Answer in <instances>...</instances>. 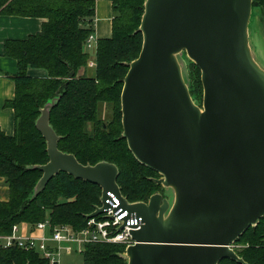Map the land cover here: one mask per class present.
<instances>
[{"label": "water", "instance_id": "obj_1", "mask_svg": "<svg viewBox=\"0 0 264 264\" xmlns=\"http://www.w3.org/2000/svg\"><path fill=\"white\" fill-rule=\"evenodd\" d=\"M254 0H146L139 32L143 47L127 64L121 95L122 137L153 181L172 191L123 204L143 218L126 248L127 264H246L234 245L264 218V67L250 40ZM184 56L201 71L202 106L185 77ZM58 99L46 104L36 127L49 162L33 199L60 173L122 197L119 168L81 164L59 149L50 124Z\"/></svg>", "mask_w": 264, "mask_h": 264}, {"label": "trees", "instance_id": "obj_2", "mask_svg": "<svg viewBox=\"0 0 264 264\" xmlns=\"http://www.w3.org/2000/svg\"><path fill=\"white\" fill-rule=\"evenodd\" d=\"M111 1L112 37L99 40L95 67L91 68L93 58L85 45L95 33L96 0H0V13L47 19L40 33L5 45L6 55L18 63V72L14 76L15 98L6 103L15 112V134L7 136L0 129V176L10 190L9 201L0 204V236L11 235L15 225L35 226L46 220L54 226L80 230L86 226V217L101 204L98 185L66 173L58 174L32 198L43 176L33 167L49 162L47 143L36 122L54 99L59 98L50 124L61 137V151L75 155L83 165L115 164L122 193L133 203L147 202L161 191L153 181L158 174L140 164L122 138L121 95L127 64L139 57L143 47L139 28L146 0ZM253 7L260 10L264 21V0H254ZM192 64L191 94L202 100L201 71ZM31 68L46 70L48 77H30ZM105 105L110 110L108 121L102 118ZM236 246L246 264H264V218L241 236ZM125 250L122 245L91 244L81 255L84 264H127L121 256ZM0 264L48 261L35 251L16 246L0 249ZM220 264L239 263L224 259Z\"/></svg>", "mask_w": 264, "mask_h": 264}, {"label": "built area", "instance_id": "obj_3", "mask_svg": "<svg viewBox=\"0 0 264 264\" xmlns=\"http://www.w3.org/2000/svg\"><path fill=\"white\" fill-rule=\"evenodd\" d=\"M97 49L98 41L93 34L85 45L86 52H90L93 58L89 63L91 68L95 67L94 59ZM108 196L110 197L107 200L109 207L95 217H86V226L80 230L69 225L54 226L50 220L35 226L22 223L13 227L11 235L0 236V249L17 246L28 252L39 253L48 261V264H62L63 255L82 254L87 245H122L128 248L137 244L132 233L142 228L143 218L123 204V199L128 200L123 193L122 197L115 196L113 193H108ZM128 204L134 203L128 200ZM102 207L101 203L96 209ZM23 226H30L33 231L41 232L42 235L23 234L21 233Z\"/></svg>", "mask_w": 264, "mask_h": 264}, {"label": "crops", "instance_id": "obj_4", "mask_svg": "<svg viewBox=\"0 0 264 264\" xmlns=\"http://www.w3.org/2000/svg\"><path fill=\"white\" fill-rule=\"evenodd\" d=\"M113 19L112 1L96 0L94 35L98 42L112 37ZM45 22L47 19L8 16L0 13V129L7 136H14L15 134V112L12 108L7 107L6 103L15 98L14 76L18 72V63L14 58L6 55L5 45L8 41H25L40 33ZM28 75L33 78L45 79L48 77V72L44 69L31 68L28 70ZM9 198V187L5 179L0 176V204L8 202ZM21 233L42 235L41 232L33 231L30 226L21 227Z\"/></svg>", "mask_w": 264, "mask_h": 264}, {"label": "rangeland", "instance_id": "obj_5", "mask_svg": "<svg viewBox=\"0 0 264 264\" xmlns=\"http://www.w3.org/2000/svg\"><path fill=\"white\" fill-rule=\"evenodd\" d=\"M254 13H255V15H254ZM254 13H253L252 21H251V26H250V40H251V45H252V49L254 52V56H255L257 62L261 66L264 67V21H263L262 15L260 13V10L255 9ZM184 59H185V62L183 63V65H184L185 77H187V82L190 86V91H191L190 75L193 71L192 70L193 64L188 58H186V56H184ZM88 74L91 75V74H93V72L89 71ZM202 99H203V97H202ZM194 101L198 105L202 106V100H200V99L196 100L194 98ZM108 108L109 107L107 105H105L102 109V118H104L106 121H108L109 113H110V110H108ZM121 112H122V105H121ZM161 178H162V176L158 174V176L156 178H154V180H159ZM160 188H161L160 193H162L165 197L170 196V199H172V191L171 190H166L162 186H160ZM100 201H101V198H100ZM125 252L122 255H125ZM62 264H84V261H83V257L81 254H73L71 256L70 255H68V256L63 255Z\"/></svg>", "mask_w": 264, "mask_h": 264}, {"label": "bare ground", "instance_id": "obj_6", "mask_svg": "<svg viewBox=\"0 0 264 264\" xmlns=\"http://www.w3.org/2000/svg\"><path fill=\"white\" fill-rule=\"evenodd\" d=\"M94 213V212H93ZM234 247H236V245H234Z\"/></svg>", "mask_w": 264, "mask_h": 264}]
</instances>
